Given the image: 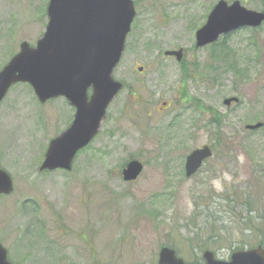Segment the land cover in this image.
Here are the masks:
<instances>
[{"label": "rangeland", "instance_id": "374dc122", "mask_svg": "<svg viewBox=\"0 0 264 264\" xmlns=\"http://www.w3.org/2000/svg\"><path fill=\"white\" fill-rule=\"evenodd\" d=\"M132 1L113 72L125 88L71 171H39L72 121L64 98L40 104L17 84L0 104V166L14 184L0 196V243L13 264H157L164 246L189 263L204 250L227 260L264 241V126L245 129L264 123V23L196 48L220 0ZM225 1L264 11L258 0ZM48 2L0 0V69L44 33ZM179 49L182 63L163 55ZM232 97L239 103L225 106ZM203 145L213 157L185 178V157ZM130 160L143 164L135 182L121 177Z\"/></svg>", "mask_w": 264, "mask_h": 264}, {"label": "water", "instance_id": "95a60500", "mask_svg": "<svg viewBox=\"0 0 264 264\" xmlns=\"http://www.w3.org/2000/svg\"><path fill=\"white\" fill-rule=\"evenodd\" d=\"M135 15L132 0H49L42 36L34 46L22 42L0 69V104L12 86L23 83L31 87L39 103L63 97L75 110L70 126L49 141L39 171H71L76 154L98 134L107 107L123 87L113 78V72ZM262 22L264 12L248 10L239 1L228 4L220 0L195 32V47L212 44L221 35L241 28H256ZM164 55L179 61L182 50L166 51ZM232 102L238 99H225L223 104ZM262 126L256 123L246 129ZM210 156L208 146L192 151L185 161V176L196 173ZM142 168L137 160L128 162L122 171L123 181H135ZM12 192V178L0 167V196ZM203 257L205 264H264L262 247L234 252L228 262L215 260L209 251ZM0 264H12L1 244ZM158 264L186 263L174 250L163 247Z\"/></svg>", "mask_w": 264, "mask_h": 264}, {"label": "flooded vegetation", "instance_id": "af4514ba", "mask_svg": "<svg viewBox=\"0 0 264 264\" xmlns=\"http://www.w3.org/2000/svg\"><path fill=\"white\" fill-rule=\"evenodd\" d=\"M182 61H183V56H182V58L178 61V63H181ZM185 75H186V77L189 76L188 73H186ZM162 107H163V110H164V109H167V108L169 107V105H168L167 103L163 102V103H162ZM68 126H69V125H68ZM210 148H211V156H210L206 161L210 160V159L213 157L212 146H211ZM186 157H187V156H186ZM186 157H185V160H186ZM185 160H184V163H185ZM206 161H205V162H206Z\"/></svg>", "mask_w": 264, "mask_h": 264}, {"label": "trees", "instance_id": "16d2710c", "mask_svg": "<svg viewBox=\"0 0 264 264\" xmlns=\"http://www.w3.org/2000/svg\"><path fill=\"white\" fill-rule=\"evenodd\" d=\"M226 38V37H225ZM225 38H223L222 40H224ZM217 45V43H215L214 45H211V47L212 46H216ZM223 45L225 46V42L223 43ZM218 48H221L220 46H218ZM229 52H230V50H229ZM256 232H257V230H256ZM259 245H262L263 246V244H264V241L263 240H260L259 241V243H258ZM243 247H237L236 249H242Z\"/></svg>", "mask_w": 264, "mask_h": 264}]
</instances>
